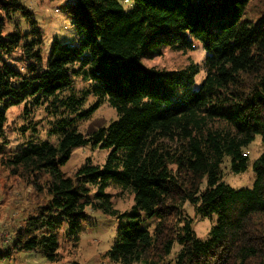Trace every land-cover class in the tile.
I'll return each instance as SVG.
<instances>
[{"label":"trees","instance_id":"trees-1","mask_svg":"<svg viewBox=\"0 0 264 264\" xmlns=\"http://www.w3.org/2000/svg\"><path fill=\"white\" fill-rule=\"evenodd\" d=\"M61 1L75 34L55 38L44 56L33 9L0 0V170L11 181L6 194L22 184L0 264L21 254L82 264L94 211L117 223L99 264H264V152L251 187L234 188L223 173L226 160L247 170L246 149L258 135L264 143V0ZM195 42L207 52L202 63L169 70L144 62L194 51ZM76 78L86 87L76 89ZM105 101L117 119L85 136L77 121ZM16 105H24L23 134L37 135L10 146L7 112ZM41 108L55 141L39 136L32 118ZM87 143L110 149L106 162L88 159L65 174L74 148ZM110 186L132 196L129 208L116 205ZM186 204L216 215L208 239Z\"/></svg>","mask_w":264,"mask_h":264},{"label":"rangeland","instance_id":"rangeland-1","mask_svg":"<svg viewBox=\"0 0 264 264\" xmlns=\"http://www.w3.org/2000/svg\"><path fill=\"white\" fill-rule=\"evenodd\" d=\"M29 5L36 18L40 21L41 26L45 32V40L42 44V52L44 56H48L52 42L55 38L65 41L74 37V30L72 28L71 15L66 12L62 7L61 0H23ZM251 12V10H250ZM252 14V12H251ZM207 52L199 42H195L194 51H188L187 53L179 52L176 50H166L161 56L155 59H144L147 66H157L159 68H165L169 70H177L186 67L190 62L202 63L206 57ZM204 71L200 72L197 76V82L199 83L204 77ZM86 82L81 78H76L74 86L80 90L86 87ZM94 98L89 97V102H94ZM24 105H16L9 108L8 124L9 127L6 131V136L10 139L11 145H20L25 140L33 138L37 135V132L28 131L23 134L21 127L25 124V120L19 119V115L22 113ZM117 111L108 101H105L96 110V112L88 119H79L76 123L79 131L85 136H89L90 133L100 127L108 126L113 120L117 119ZM34 121H38L37 127L40 132L41 139H49L55 141L54 138L48 134L50 128V120L46 110L37 109L34 113ZM248 157L250 159L249 168L243 172H234L230 168L229 160H226L223 164L224 180L234 188L251 187L256 178V173L252 168V163L260 157L264 152V143L261 137L258 135L256 139L250 143L246 149ZM110 153V149L104 148L100 145L87 143L75 147L71 158L62 166V170L67 175H71L82 166L88 159L94 164L103 165ZM11 181L6 178L5 172L0 170V236L3 233L4 227L7 226L8 220L14 214V211L18 206H14V199L11 197L15 191L20 190L21 183L16 182L12 187L13 190H8L6 194L5 187ZM107 190L112 191L114 194V201L119 208L126 209L132 204V196L128 194H120L119 190L114 186H110ZM8 195V196H7ZM186 212L193 219V227L201 239H208L210 237L211 229L216 221V215L214 217H203L196 213L191 204H186ZM19 213V212H17ZM14 216V215H13ZM153 220H148L144 223V227L152 226ZM92 228H87L82 233V243L80 246V258L79 261L82 264H99L103 260L104 252L109 247L112 233L115 231L117 223L116 220L111 219L104 215L100 211H94L91 214ZM2 225H5L2 227ZM178 250L176 247L172 256ZM66 260L73 261L74 257L67 254ZM76 258V257H75ZM64 261L58 264H63ZM5 264H48L43 263L42 259L31 254H21L17 259L7 261ZM142 264V263H139Z\"/></svg>","mask_w":264,"mask_h":264}]
</instances>
